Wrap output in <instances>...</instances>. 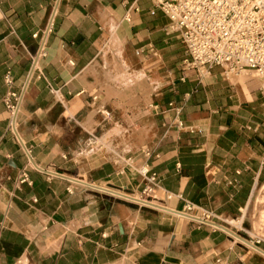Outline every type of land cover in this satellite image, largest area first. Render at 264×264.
Listing matches in <instances>:
<instances>
[{
  "label": "crops",
  "instance_id": "1",
  "mask_svg": "<svg viewBox=\"0 0 264 264\" xmlns=\"http://www.w3.org/2000/svg\"><path fill=\"white\" fill-rule=\"evenodd\" d=\"M57 2L0 0V264H264V91L220 67L182 82L150 0L59 1L16 119L29 157L5 100Z\"/></svg>",
  "mask_w": 264,
  "mask_h": 264
},
{
  "label": "built area",
  "instance_id": "2",
  "mask_svg": "<svg viewBox=\"0 0 264 264\" xmlns=\"http://www.w3.org/2000/svg\"><path fill=\"white\" fill-rule=\"evenodd\" d=\"M156 9L170 20L168 34L179 33L184 45V82L191 72L200 79L210 76L213 67H220L227 78L242 73H255L264 82V0H150ZM5 83L13 85L12 72L5 75ZM16 92L9 91L6 105L14 116L17 107L11 104ZM20 100V99H19ZM18 105V104H17ZM170 107L177 118L174 125L184 128L179 118L181 108ZM193 132V129L190 130ZM145 175L147 169L142 170ZM156 176L150 178L154 185ZM152 192V188H148ZM187 203V210L193 209ZM205 219L210 214L203 212Z\"/></svg>",
  "mask_w": 264,
  "mask_h": 264
},
{
  "label": "water",
  "instance_id": "3",
  "mask_svg": "<svg viewBox=\"0 0 264 264\" xmlns=\"http://www.w3.org/2000/svg\"><path fill=\"white\" fill-rule=\"evenodd\" d=\"M59 1H60V0H58L57 4H56V6H55V9H54V12H53L52 18H51L50 23H49V26H48V28H47V30H46V33H45L44 38H43V40H42L41 46H40V48H39V51H38V53H37V55H36V57H35V59H34V61H33L32 67H31V69H30V72H29V74H28L27 80H26L25 85H24V87H23V90H22V93H21V96H20V100H19L18 105H17L16 112H15L13 118H12V129H13L14 133L16 134V136H17V138H18L20 144L22 145V147L24 148V150L26 151V153L29 155V157H30V154H29V152H28V150H27V148H26L24 142L22 141V139H21V137L19 136V133H18V131H17V128H16V119H17V114H18V111H19L20 104H21V101H22V99H23L24 93H25L26 88H27V86H28V84H29V81H30V79H31V77H32V75H33V72H34V70H35V68H36V63H37V61H38V59H39V56H40L41 50H42V48H43V45H44L45 42H46V39H47L48 33H49V31H50V26H51V24H52V22H53V18H54V16H55V13H56L57 8H58V5H59ZM30 158H31V157H30ZM31 161L33 162L32 159H31ZM33 164L38 168V166H37L34 162H33ZM42 171H44V170H42ZM45 172H47V171H45ZM48 173H50V174H54V173H51V172H48ZM55 175H57V174H55ZM58 176H61V175H58ZM61 177L67 178V179L72 180V181L79 182V181H77V180H74V179H71V178H68V177H65V176H61ZM87 185H89V184H87ZM89 186H91V185H89ZM92 187H95V188L100 189V190H104V191H106V192H109V193H112V194H115V195H118V196H121V197H124V198H129V199H132V200H136V199H134V198H130V197H128V196L125 195V194L117 193V192H114V191H111V190H107V189H104V188H99V187H96V186H92ZM136 201H140V200H136ZM140 202H142V203H146V204H149V203H147V202H143V201H140ZM150 205H152V204H150ZM154 206H155V205H154ZM156 207H159V206H156ZM159 208H162V207H159ZM162 209H165V208H162ZM166 210H167V209H166ZM220 227L223 228V229H225L226 231H228L229 233H231V234L234 235L235 237H237V238H239V239H241V240L247 242L245 239L241 238L240 236H238L237 234L231 232L230 230H228V229H226V228H224V227H222V226H220ZM247 243H248V242H247ZM252 246H253V245H252ZM254 247H255V246H254ZM260 251H261V250H260Z\"/></svg>",
  "mask_w": 264,
  "mask_h": 264
},
{
  "label": "rangeland",
  "instance_id": "4",
  "mask_svg": "<svg viewBox=\"0 0 264 264\" xmlns=\"http://www.w3.org/2000/svg\"><path fill=\"white\" fill-rule=\"evenodd\" d=\"M38 47H39V45H35L34 51H37L38 50ZM35 54H36V52H35ZM178 63L179 64H182V59H179V62ZM179 68H181V67H179ZM179 68L176 69V74H175L176 76H179L180 75V72H181L180 70L181 69H179ZM245 76L250 81H256L257 82L258 89L261 90V91H264V82L255 73H247L243 77H245ZM241 79H239V80H241ZM11 91L12 92H16V94H17V99L16 98H13L12 99V102H11V104H14L17 107V104H18L19 99H20V96H21L22 89H18V91H16V90H11ZM9 111L11 113V110L10 109H9ZM258 206H259L260 213H259V211L256 213V219H259V216L261 215V223L259 224V229H257L256 232L258 234H260V232L262 234H264V190L261 191V193H260V196H259V199H258Z\"/></svg>",
  "mask_w": 264,
  "mask_h": 264
},
{
  "label": "bare ground",
  "instance_id": "5",
  "mask_svg": "<svg viewBox=\"0 0 264 264\" xmlns=\"http://www.w3.org/2000/svg\"><path fill=\"white\" fill-rule=\"evenodd\" d=\"M53 23V22H52ZM51 28H52V24H51V26H50V30H51ZM44 46H45V44L43 45V48H42V50H41V53H40V56L43 54V49H44ZM39 56V57H40ZM38 61H39V59H38ZM38 61H37V63H38ZM37 63H36V67H37ZM247 73L245 72V73H242L240 76H237V77H234L233 78V82H237L239 79H241L244 75H246ZM148 203V202H147Z\"/></svg>",
  "mask_w": 264,
  "mask_h": 264
}]
</instances>
